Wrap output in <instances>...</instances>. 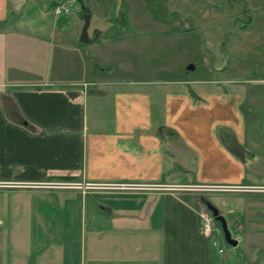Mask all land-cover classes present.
Wrapping results in <instances>:
<instances>
[{
    "label": "rangeland",
    "instance_id": "rangeland-1",
    "mask_svg": "<svg viewBox=\"0 0 264 264\" xmlns=\"http://www.w3.org/2000/svg\"><path fill=\"white\" fill-rule=\"evenodd\" d=\"M3 2L7 3V12L0 22L7 25L0 27L2 33H20L28 25L33 29L25 33L34 32L35 36L0 37V43L8 46L0 50V62L31 69L37 81L49 65L51 72H58L61 67L70 68L74 58L81 60V54L60 50L59 42H45L44 37H52L56 27L70 29L64 36L74 48L91 44L89 50H82V55L91 60L93 72L76 79L81 82L77 89L84 91V101L90 105L96 100L122 96L138 105L144 99L149 116L160 114L165 120L175 115L180 129L164 125L160 133L165 164L163 184L157 188L183 196L197 212L212 216L207 235L217 243L219 263L238 264L242 260V264H264V227L256 231L253 225L264 224V0ZM62 4L69 7L70 14L55 13ZM15 21L22 22L19 31L12 25ZM189 65H193L192 70ZM18 70L21 69L15 70L13 79H24ZM143 90H147L146 96ZM132 108L130 112H137V106ZM183 128L194 138L201 130L203 140L208 139V131L209 136L218 137L244 166L240 179L243 183L197 181L196 156L184 143ZM56 183L61 182L3 185L0 198L14 195L23 201L19 217H25V202L33 190L61 191L51 186ZM63 191L69 194L53 196L75 201L92 189ZM247 202L263 206L255 205L250 210L245 207ZM207 204L226 219L232 238L241 245L233 248L226 244L221 225ZM10 224L4 222L2 228L9 230ZM68 224L75 236L68 239L70 246L79 249L80 225L74 221ZM21 226L18 245L14 244L17 264L28 260V243L21 234L28 229V221Z\"/></svg>",
    "mask_w": 264,
    "mask_h": 264
},
{
    "label": "crops",
    "instance_id": "crops-1",
    "mask_svg": "<svg viewBox=\"0 0 264 264\" xmlns=\"http://www.w3.org/2000/svg\"><path fill=\"white\" fill-rule=\"evenodd\" d=\"M6 4L0 0V21L6 18ZM6 25L0 22V27ZM12 25L19 31L22 22ZM30 29L27 25L12 34L0 29V37L34 38ZM69 32L56 27L53 38L47 34L44 40L59 42L63 52L81 54L70 68L51 72L49 65L35 81L31 69L0 62V188L54 181L97 188L75 201L53 196L69 194L65 189L36 188L25 202V217H19L23 201L12 194L0 198V264H17L14 244L18 245V229L25 220L28 229L21 233L28 243L25 264H221L211 238L200 231L195 207L183 196L157 188L163 184L165 164L160 133L164 125L180 129L175 115L165 120L160 114L151 117L144 99L136 105L122 96L89 105L76 79L93 72L91 60L82 55L91 44L74 48L64 36ZM4 49L7 44L0 43ZM18 68L25 78L14 80ZM142 93L146 96L147 90ZM133 106L137 112H130ZM185 129L182 138L196 156L197 181L243 183L244 166L218 137L208 131L203 140L201 130L194 138ZM124 185L128 188H117ZM262 204L247 202L245 207L251 210ZM7 221L9 230L2 228ZM70 221L80 225L75 250L68 241L75 237ZM253 225L256 231L264 227L261 222Z\"/></svg>",
    "mask_w": 264,
    "mask_h": 264
},
{
    "label": "built area",
    "instance_id": "built-area-1",
    "mask_svg": "<svg viewBox=\"0 0 264 264\" xmlns=\"http://www.w3.org/2000/svg\"><path fill=\"white\" fill-rule=\"evenodd\" d=\"M55 13L57 15H61V14L68 15L70 14V9L66 4H62L55 9ZM51 186L60 189H78V190L97 188V186L93 184L79 183V182H61V183L51 184ZM117 188L125 189L128 187L118 186ZM198 217L200 220V231L207 235L211 230L213 224V218L210 214L201 210L198 212ZM212 246L217 250L218 253L220 252L217 247L216 241H212Z\"/></svg>",
    "mask_w": 264,
    "mask_h": 264
},
{
    "label": "water",
    "instance_id": "water-1",
    "mask_svg": "<svg viewBox=\"0 0 264 264\" xmlns=\"http://www.w3.org/2000/svg\"><path fill=\"white\" fill-rule=\"evenodd\" d=\"M188 69L192 70L193 65H189ZM207 209L212 213L215 220L220 223L221 230H222L223 237H224V241L226 242V244H228L229 246H231L233 248H236L238 246V241L236 239L232 238L231 233L228 229L226 219L222 215H220L218 210L215 207H213L212 205L207 204Z\"/></svg>",
    "mask_w": 264,
    "mask_h": 264
}]
</instances>
